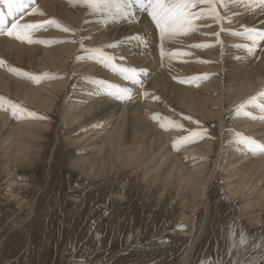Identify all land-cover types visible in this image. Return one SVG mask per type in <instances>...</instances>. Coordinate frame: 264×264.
Masks as SVG:
<instances>
[{
	"label": "rangeland",
	"instance_id": "obj_1",
	"mask_svg": "<svg viewBox=\"0 0 264 264\" xmlns=\"http://www.w3.org/2000/svg\"><path fill=\"white\" fill-rule=\"evenodd\" d=\"M43 1L35 0V9H46L47 16L39 13L37 19H31L36 15L28 13L22 22L42 23L55 19L61 21L62 29L48 25L33 34L35 40L45 38L48 43L23 41L25 48L34 45L39 49L26 55L21 68L15 60V48L10 50L14 53L0 48V56L5 57L2 66L9 71H5L7 77L26 80L33 88H40L45 96H51V83L67 79L68 84L64 98H57L58 104L54 108L51 98L48 108L44 109L37 103L32 108L28 100L20 97H7L8 122L0 128V264H237V261L239 264H260L264 259V207L260 210L253 206L256 194L249 197L245 194L250 189H246L244 195L233 196L239 167L264 158V155L247 150L234 135L242 133L264 143V95H261L264 92V39L257 37L255 47L249 52L253 41L245 34L252 30L264 33V7L260 0H216L220 20L211 15L206 18L197 15L194 17L195 30L171 41H161L159 29L140 0L131 3L137 7L133 19L139 11L144 13L143 17L146 14L145 21L137 24L135 20L133 23L120 20L124 17L116 21L118 17H109L105 13L85 11L82 15L76 12L81 0L64 1L67 6H63L76 15L69 14L62 6L63 14L51 10ZM192 11L199 14L209 10L201 2ZM80 15V21L72 19V16ZM94 24L98 27H89ZM63 26L75 32H65ZM97 28L101 31H96ZM106 37L114 43L108 44ZM79 40L86 41L83 47L74 42ZM41 46L58 48L59 57L63 56L61 49H65L68 53L65 69H57L54 75L41 78L35 77L37 73L33 74L31 69L27 70L26 66L38 70L39 62L49 63L45 56L48 49L44 51ZM161 46L170 53L163 50L164 55H161ZM95 47H103L109 55H114L113 63L117 68L113 69L84 51ZM79 62L80 66L74 68ZM126 66L139 70L136 79L128 80L118 71ZM243 67L250 70L257 67L263 75L260 74V79L254 77L253 86H250L254 89L250 88L246 95L236 99V91L244 81L238 73H243ZM47 70L50 75L54 71ZM36 78L38 81L34 83ZM79 80H83L82 83H78ZM154 80L163 81L165 88L150 87L149 81ZM105 82L127 87L132 98L120 100L107 96L111 87L103 88ZM171 82L180 89L175 90L169 84ZM95 83L102 87H94ZM13 87L16 91L17 87ZM23 89V95H26L28 90ZM186 94L192 98L193 106L188 104ZM199 96H207L212 104L215 102L218 115L201 118L199 109L205 100L198 102ZM253 97L255 99L249 103ZM70 100L79 106L69 105ZM241 103L246 107L237 114L234 109ZM13 105L22 107L14 109ZM114 105L121 107L117 111L122 112L125 108L129 119L134 108L141 107V110H155L168 121L164 123L167 129L156 125L153 128L158 134H167L168 138L159 142L156 135L149 137L150 150L141 160L143 166L127 164L121 153L116 162L101 159L108 156L102 138L120 120L121 112L107 115L110 117L103 115ZM82 106L92 107L87 119L95 122L94 127L93 123L85 124L88 120L83 118L70 128L65 123L67 116L81 110ZM29 109L33 116L40 114V117L33 118ZM215 110L207 108L205 113L213 114ZM234 118L237 120L234 125L229 124ZM176 121L184 126V130L173 126ZM20 123L28 124V129H37L39 133L36 139L27 130L31 146L16 155L15 142L12 143L11 138L2 140ZM131 124L128 119L123 123L126 137ZM186 129H206L208 135L189 143L179 142L178 137L188 134ZM95 133L99 134L95 136ZM126 137L120 143L123 151L132 150L131 141ZM209 140L215 142L213 148L216 150L204 158L207 166L200 169L204 179H195L202 181L203 186L198 198H194L195 192L183 181L184 177L174 178L169 186H165L161 175L155 179L154 171L146 174L151 163L155 161L156 167L160 164L161 151L165 153V150H170L172 155L165 165L181 160L179 156L175 157L181 155L188 167H195L196 163L191 166L194 159H187V148L208 149L204 143ZM234 158L239 159L237 164H233ZM178 164L177 170L176 166L171 170L173 175L180 169L181 161ZM182 174L178 172L177 175ZM220 176L225 177L227 185L230 183L228 190L221 187ZM242 236L246 244H240Z\"/></svg>",
	"mask_w": 264,
	"mask_h": 264
},
{
	"label": "bare ground",
	"instance_id": "obj_2",
	"mask_svg": "<svg viewBox=\"0 0 264 264\" xmlns=\"http://www.w3.org/2000/svg\"><path fill=\"white\" fill-rule=\"evenodd\" d=\"M41 1V0H40ZM65 0H44L43 2H45V5L48 6L47 8H51V10H59L61 12V14L65 13V11H62L60 6L64 7L63 5L67 6L64 2ZM236 1V0H235ZM59 2H61V4H59ZM225 2V1H224ZM133 3H138L137 1H133ZM227 4V3H226ZM224 4V5H226ZM138 6V4H136ZM45 6V8H46ZM66 9V11L71 14V15H76V14H73V11L71 9H67L66 7H64ZM63 8V9H64ZM136 8L133 4H131V17H124V19H120L119 17L117 19H115L116 21H118L119 19L122 20V21H127V22H134L135 20V24L137 23H141L142 21H145L144 18H146V14H145V17H143L142 15L144 14L142 11H139L138 14H136V18L133 19V11L135 10L136 11ZM37 11L35 12V15L36 16H31L30 18L31 19H37V16L40 15L39 13H43V15H46V12L47 10L44 9V8H41V9H38L36 8ZM238 9V8H237ZM140 10V9H138ZM85 11H88L90 13H92V11L88 8H86L85 4L83 3H80L79 6L77 7V11L78 13H81L82 15L84 14ZM147 11V10H146ZM223 11V10H222ZM227 11V10H226ZM49 12V11H48ZM244 12V11H243ZM89 13V14H90ZM229 13V11H228ZM238 13V11H237ZM104 14V13H102ZM106 14V13H105ZM148 14V13H147ZM227 14V13H226ZM42 15V14H41ZM82 15L80 16H72V19L75 18L74 21L78 22L80 21V18H82ZM47 16V15H46ZM52 16V15H51ZM55 17V16H54ZM57 17V15H56ZM148 17V15H147ZM225 17V16H224ZM29 18V17H28ZM68 19V18H67ZM252 19V18H251ZM30 21H33V20H30ZM69 21V19H68ZM26 22V21H25ZM61 22V21H60ZM249 22V21H248ZM34 23V22H33ZM84 24V23H83ZM128 24V23H127ZM144 24V23H143ZM150 24V23H149ZM139 25V24H138ZM62 26V25H61ZM84 27V25H81ZM145 26V25H144ZM148 26V25H147ZM89 27H98L97 24H94L92 26H89ZM141 27H143L141 25ZM55 28H61V27H57L55 25ZM88 28V27H87ZM144 28V27H143ZM62 29V28H61ZM149 29V28H148ZM56 30V29H55ZM96 31H101V29L97 28ZM146 31V30H144ZM150 31V29H149ZM148 31V33H149ZM243 31V30H242ZM55 32V31H53ZM143 32V31H142ZM58 33V32H57ZM87 33V32H86ZM85 33V34H86ZM151 34V33H150ZM210 34V33H209ZM3 35V34H1ZM0 35V36H1ZM6 35V34H4ZM7 36V35H6ZM105 36V35H104ZM145 36V35H144ZM3 38L0 37V48H3V50H13L15 48V53H16V58L15 60L18 61L19 63V66L20 68L22 67L21 63H23L25 61V57L26 55L28 54H33L37 49L39 48H34L35 46H30V48H25L24 46H22V41H19V40H16L15 38L13 37H4L2 36ZM93 37V36H92ZM100 39L103 40V38H101V34L99 35ZM217 37V36H216ZM40 38V37H39ZM110 38V37H109ZM109 38L107 39V43L108 44H113L114 41H110L109 42ZM156 38V37H155ZM13 39V40H12ZM35 39V38H34ZM40 39H45V38H40ZM117 39V38H116ZM84 41V40H83ZM116 41V40H115ZM86 42V41H85ZM84 42V43H85ZM118 43V42H117ZM249 43V42H248ZM43 45V44H42ZM29 46V45H28ZM42 47V46H41ZM147 47V46H146ZM162 47V46H161ZM169 47V46H168ZM43 50L45 51L46 49H48V51L45 53V56H47L48 58V61L49 62L48 64L44 65V64H40L41 62H39L38 64V67L39 69H33L31 66H26V69L27 70H30L32 71V73L34 74L35 72L37 73L35 75V77H38V78H41L42 76L46 75L45 77H50L52 75H54L55 71L57 69H65V67L67 66L68 63H66V60L68 58L67 56V52L65 49H61L62 52H63V56L62 57H59L60 54L57 55V50L58 48H55L53 49L52 47H42ZM68 50V46L66 47ZM148 48V47H147ZM146 48V50H147ZM161 50V48H160ZM164 51H166L164 48H163ZM231 51V50H230ZM4 52V51H3ZM12 52V51H10ZM216 52V51H215ZM14 53V52H12ZM166 53H170V50L166 51ZM5 57H1L0 56V61H3L5 60L4 59ZM173 57H171L170 59H172ZM176 61V59H173V61ZM174 61V62H175ZM82 64V63H81ZM74 68H78L80 66V62L78 64H74ZM173 66V64H171ZM176 65V64H175ZM182 65V64H181ZM185 66V64L183 65ZM261 66V65H260ZM36 67V68H38ZM169 67H171L169 65ZM68 68V67H67ZM73 68V69H74ZM90 68H92V66H90ZM47 69H54L53 73H51V75L49 74V70ZM244 71L243 73L241 72H238L240 73L239 74V77H242L240 79H242V83H241V87L238 88V90L236 91V99H239L240 97H243L244 95H246L249 91H250V87L251 85L253 86V78L254 77H258V79H260V74L262 73H259L260 70H258L257 67L255 68H252V70L250 69H245L243 67ZM8 69H6L5 66H2V63H0V128H4L5 125H6V122H8L7 120V116L10 112L7 113V110H8V107L6 105H8V101H7V97L9 95L11 96H16L17 97H20V98H23V100H28L29 103H31L30 107L32 108H35V105L34 103H37L39 104L40 106H42L44 109H47L48 108V103H50V98L52 99L51 101V104L53 105L52 108L56 107V105L58 104L57 102V98H60V97H63L64 98V91H65V87L66 85L68 84L67 83V79H65L64 81H59V82H55V83H51L50 85L52 86V90L49 94H51V96H45L43 95L42 93V90L40 88H33L34 86L31 85L30 83H26L24 80L23 81H19V80H14L13 78L11 77H7L6 76V73L5 72ZM146 70V69H144ZM40 71V72H38ZM97 71H101V70H97ZM110 71V70H109ZM139 71V70H138ZM21 72H23L21 70ZM96 72V71H95ZM236 72V71H235ZM245 72V73H244ZM41 73V74H40ZM139 73V72H138ZM237 73V74H238ZM9 74V73H8ZM254 75V76H253ZM263 75V74H262ZM81 76V75H80ZM67 77V76H66ZM91 78V77H90ZM263 80H264V77H262ZM37 79V78H36ZM34 81V83H37L38 79ZM69 79V78H68ZM83 79V78H82ZM237 79V77H236ZM239 79V80H240ZM33 78L31 79V82H33ZM40 80V79H39ZM93 80V79H92ZM238 80V79H237ZM70 81V80H69ZM83 80H79L78 83H82ZM99 81V80H98ZM97 81V82H98ZM128 81V80H127ZM248 81L249 84L247 85L245 82ZM104 81L102 80V83ZM247 82V83H248ZM50 83V82H49ZM92 83V82H91ZM101 83V82H100ZM108 83H111V82H108ZM171 84V86L175 89V90H179L180 88L177 87L176 84H174V82H171L169 83ZM49 85V84H48ZM113 85V84H112ZM259 85V84H258ZM13 86H16L17 87V90L15 91L14 87ZM102 87L101 85H94V87ZM149 86L150 87H154V88H160V87H164L165 88V83L162 81L159 82V80H154V81H149ZM111 87V85L109 84H106L105 82V85H103V88H109ZM138 87V86H137ZM23 88L27 89V93L26 95H23ZM42 88V87H41ZM137 89V88H136ZM254 89V88H252ZM50 90V88H49ZM98 90V89H97ZM101 90V89H100ZM99 90V91H100ZM112 90V89H111ZM96 91V90H95ZM94 91V92H95ZM107 91V90H106ZM97 92V91H96ZM144 93V92H143ZM96 94V93H94ZM141 94V93H140ZM139 94V95H140ZM97 95V94H96ZM147 95V94H145ZM28 96V98H27ZM89 96V95H88ZM106 96V95H105ZM136 96V95H135ZM186 97H188V94H186ZM141 98V96L139 97ZM80 99V98H79ZM146 99V98H145ZM205 102L203 103V105L200 107L199 109V113L201 114V118L205 119L206 116L208 118H212L214 117V115H218V112H216L215 110V107L216 104L214 102V104H212L211 102L212 101H209V99L207 98V96H199L198 98V102L199 101H204ZM77 101V100H76ZM57 102V103H56ZM78 102V101H77ZM218 102V101H217ZM71 106H79L76 104L75 101H71L69 102ZM106 103V102H105ZM145 103H147L145 101ZM211 103V104H210ZM79 104V103H78ZM151 104V103H150ZM188 104L189 105H192L193 106V100L192 98H189L188 97ZM149 105V104H148ZM153 105V104H152ZM125 107V106H124ZM183 108V106H181ZM119 108L121 109V107H119L118 105H114V106H110L109 108L106 109V111L103 113V115L105 117H110V116H107V115H113L114 113H116L115 115L119 114L121 111H117L119 110ZM207 108H214V113L213 114H209L210 112H208L209 115H207L205 113L206 109ZM124 110H122V112L120 113V120L116 123V125L111 129L110 132H108V134H106L105 138L103 137L102 138V142L104 141V144L107 145V150H108V156L106 154V156H104V158H101L102 160H108V161H112V162H116L117 160L119 161V157H120V153L122 154V158L124 157V162L127 161V164L128 163H140V166L142 165L143 166V161H141L142 159H144V156L149 152L150 150V145H149V137H151V135H156L157 136V139L158 141H163V138L164 137H167V134H161L158 132H156V128L153 129L156 126H159L160 128L161 127V124H164V123H168V121L166 122V120L164 121L163 118L159 115L158 112H154L155 110H152V109H148V108H145L143 111L141 110V107L140 108H134L135 109V112L132 114L131 116V119H129L126 115H125V108H123ZM148 109V110H147ZM184 109V108H183ZM181 109V110H183ZM55 110V109H53ZM29 112H31V115H32V110L29 109L28 110ZM208 111V110H207ZM206 111V112H207ZM213 111V110H212ZM91 112H92V107H86V106H82L81 110L79 111H74V114H70L68 119H66V117H64V119H66L65 123L68 124L70 126V128H72L71 126L74 124H77L79 123L80 120H82L83 118L87 119L88 116H91ZM33 118H36L38 119L40 117V114H36V115H32ZM119 117V116H118ZM153 117H156L155 119ZM97 118V117H96ZM162 118V119H161ZM93 119V118H92ZM128 119L129 122H132L131 124V129H130V132L127 133V137H126V134L124 132V128H123V123L125 122V120ZM238 120V117L236 118ZM234 118L233 122L230 121L229 124L231 125H234V121L236 120ZM88 121L85 120V124L87 125H91L93 123V127H94V123L93 120H91V118H88L87 119ZM150 122H147L149 121ZM228 120V119H227ZM236 120V121H237ZM95 121V120H94ZM235 121V122H236ZM83 122V121H82ZM178 121L175 122V124H178L177 123ZM151 123V125L149 124ZM173 123V122H172ZM170 124V123H169ZM228 124V125H229ZM28 125V124H27ZM27 125L25 124H21L19 125V127L17 126L16 128L14 127L13 130L11 129L10 131L7 132V134L5 135V139L2 140L3 141H6V139H9L11 138V142H15V145L17 146V149L15 150L16 152V155L20 154L21 151H25V150H29L31 144L29 143V139H28V136H27V130L29 132H31V136L32 137H37L38 136V131L37 129H28L27 128ZM37 125V124H36ZM154 125V126H153ZM165 125V124H164ZM172 125V124H171ZM259 125V124H258ZM243 126V125H242ZM38 127V126H37ZM42 127V126H41ZM79 127V126H78ZM166 128V127H165ZM167 129V128H166ZM262 130V129H261ZM174 132V130H172ZM1 132V131H0ZM18 132V133H17ZM17 133V134H16ZM99 133H95V136H97ZM94 135V134H93ZM90 136L91 138H93L94 136ZM170 135V134H169ZM264 136V135H263ZM21 137H24V138H21ZM125 137L127 139H130L131 141V146H132V150H121L120 148V143L121 142H124L125 141ZM38 138V137H37ZM36 138V139H37ZM168 138V137H167ZM82 139V138H80ZM123 139V140H122ZM166 139V138H164ZM101 141V140H100ZM166 141V140H165ZM210 142H206L204 143L205 147H207L208 149H202L201 147L199 146H195V147H189L187 148V152H189L188 156H187V159L191 160L192 158L194 159V162H191V166H193L195 163L197 164L195 167H188L185 163V158L184 157H181V155H176L175 157H180V159H176L174 163H172V165H165L168 161L169 158L172 157L171 155V152L170 150H165V153H163L164 151H161V154H159V156H161V160L159 161L160 164L156 167L155 166V161L154 163H151L152 165H150L148 168H146V174H147V171L148 173H151L152 171H154L153 173V177L156 179V177L160 176L161 175V178H163L164 182L166 183L165 186H169L172 182V180L174 178L180 180L182 177L183 181L186 182V183H189L192 188H193V192H195V195H194V198H198L197 194L199 195V193L203 190V186H202V181L200 180H195V179H199V178H203V174L200 169H204L206 168L207 166V163H205L204 161V158H208L206 155L209 154V152H214L216 149H214L213 147L216 146L215 142L212 141V140H209ZM212 141V142H211ZM25 142V144H23ZM180 142V141H179ZM182 142V141H181ZM18 143V144H17ZM151 143V142H150ZM125 145V144H124ZM122 145V146H124ZM180 145V144H179ZM203 145V146H204ZM151 146H152V143H151ZM101 149H102V146H100ZM105 147V146H103ZM116 147H118V149H115ZM204 148V147H203ZM105 150V148L103 149V151ZM99 152V148L97 150ZM102 151V150H100ZM107 153V152H106ZM124 154V156H123ZM235 154V153H234ZM236 157V156H235ZM97 158V157H96ZM121 158V157H120ZM197 158H200L199 161H196L195 159ZM192 159V160H193ZM210 159V157H209ZM122 160V159H121ZM155 160V159H154ZM170 160V159H169ZM181 161V164H180V169L178 170L179 173L183 172L182 175H173L174 174V171H171L172 168H175V166L177 168H175L176 170L179 168V164L178 162ZM106 162V161H105ZM239 162V159L238 158H234V161H233V164H237ZM157 165V164H156ZM264 165V158H261V159H258V160H254V161H250V163L246 164L245 166H240L238 171H236L238 174H239V177L237 179V182L235 180V191L232 193L233 196H238L240 194L243 193L244 195V191L247 189H250L248 190V192H246V196L249 197V195H254L256 194L254 197L255 199L253 198L252 200V203H253V206H256L258 207L257 209H260L262 210V208L264 207V183H261L262 181L264 182V167L262 168V166ZM128 166V165H127ZM166 166V167H165ZM190 166V165H189ZM150 167H151V170H150ZM156 167V168H155ZM153 168V170H152ZM155 168V169H154ZM186 168V169H184ZM208 168V167H207ZM174 169V170H175ZM223 171V170H222ZM145 172V171H144ZM176 172V171H175ZM197 172H199L200 174H197ZM236 173V174H237ZM237 174V176H238ZM171 175V176H170ZM222 175V173H221ZM221 177V187L226 189L228 188V186H230V183L227 185L226 184V179L225 177L223 176H220ZM233 177H234V174H233ZM232 177V178H233ZM154 179V180H155ZM228 180V179H227ZM232 181V180H231ZM230 181V182H231ZM228 183V182H227ZM232 184V183H231ZM232 187V186H231ZM228 190V189H226ZM229 192V191H228ZM231 194V193H230ZM257 197V198H256ZM251 199V198H250ZM75 200V199H74ZM249 201V200H248ZM254 201V202H253ZM84 234V233H83ZM96 244V243H95Z\"/></svg>",
	"mask_w": 264,
	"mask_h": 264
},
{
	"label": "snow or ice",
	"instance_id": "obj_3",
	"mask_svg": "<svg viewBox=\"0 0 264 264\" xmlns=\"http://www.w3.org/2000/svg\"><path fill=\"white\" fill-rule=\"evenodd\" d=\"M72 0H69L71 3ZM85 6L94 13H106L109 17H131V3L132 0H81ZM142 4L146 5V10L151 17V20L155 22L156 27L159 29V36L161 41L168 39L169 41L174 40L178 35H188L195 30L197 27L194 24V17L197 15L200 18H206L211 15L212 18L220 20L221 16L217 12L215 6L216 0H140ZM203 3L207 6L208 12L196 13L192 9L197 6L198 3ZM261 6L264 7V0H260ZM35 0H0V34H6L9 37H13L19 41H27L28 43H48L47 40H35L34 33L37 30L43 29L48 25H56L61 27L60 22L52 19L50 21H44L42 23H28L22 22L25 20L26 14H35ZM43 14V13H40ZM11 18V19H9ZM63 31L65 32H75L74 29L63 26ZM252 38L253 45L248 48L249 52H252V48L256 45V39H264V33H256L255 30L245 33ZM63 42V41H61ZM82 45L83 40L74 41ZM201 47L203 45H196ZM110 47H115V45H110ZM84 51L90 52L94 58H99L106 65H111L113 69H116V64L113 63L115 60L114 55H109L104 51L103 47H95L91 49H84ZM161 55H164L163 47H161ZM3 63V61H0ZM118 71L128 80L136 79L138 69L134 66L120 67ZM111 91L106 95L109 97H116L117 99L124 100L125 98L131 99L130 90L127 87L120 85H112ZM264 95V92L261 93ZM255 97L251 98L254 100ZM22 107L20 105H13V108ZM246 107L245 103L238 105L234 112L240 113L242 109ZM16 115V112H13ZM247 114V113H245ZM154 119L156 117H153ZM162 119V118H161ZM196 123L199 124V121ZM177 129L184 130L182 124H173ZM164 128L165 125L161 124ZM187 135L178 137V141H183L184 143H189L197 138L204 137L208 135L206 129L201 131H196L192 129H186ZM237 137L238 142L246 146L247 150L250 152L257 153L259 155H264V143L244 135L242 133H234ZM108 215L107 211L105 212ZM247 241L245 237L240 238V244H246ZM255 246V245H254ZM258 247V246H257ZM239 264V261H237ZM247 264V262H245ZM260 264H264V259L261 260Z\"/></svg>",
	"mask_w": 264,
	"mask_h": 264
}]
</instances>
